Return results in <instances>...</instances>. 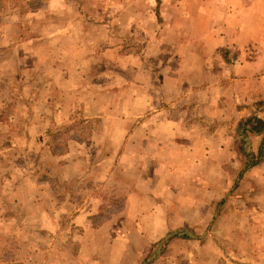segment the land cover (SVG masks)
Listing matches in <instances>:
<instances>
[{"label": "rangeland", "instance_id": "obj_1", "mask_svg": "<svg viewBox=\"0 0 264 264\" xmlns=\"http://www.w3.org/2000/svg\"><path fill=\"white\" fill-rule=\"evenodd\" d=\"M182 4L195 10L199 0ZM171 5L180 3L0 0V264H85L76 256L83 231L72 222L77 210L94 213L95 228L126 219L122 187L134 177L127 168L139 144L128 142L120 163L126 175L108 174L110 159L118 136L148 113L134 111L133 99L149 86L153 40L172 37L163 27L164 15L173 20ZM232 139L222 147L237 157L205 159L204 173L182 176L186 204L172 205L173 217L187 214L189 222H172L173 236L159 250L163 237L136 253L135 264H193L202 253L207 264H244L238 260L245 257L264 264V155L254 139L259 160L246 169L245 144ZM175 237L183 247L169 248ZM182 248L187 260L175 256Z\"/></svg>", "mask_w": 264, "mask_h": 264}, {"label": "crops", "instance_id": "obj_2", "mask_svg": "<svg viewBox=\"0 0 264 264\" xmlns=\"http://www.w3.org/2000/svg\"><path fill=\"white\" fill-rule=\"evenodd\" d=\"M173 1L180 3L170 7L173 20L163 19L172 37L153 40L155 67H150L149 86L133 99L134 111L148 113L133 120L132 133L118 136L117 153L107 158L112 160L108 174L118 171L124 176L128 169L134 176L122 187L121 214L126 210V219L119 224L109 219L95 228L90 220L94 213L83 209L72 220L83 228L76 256L88 264H135L136 253L150 251L158 238L173 236L168 234L172 222H189L187 214L173 217L172 205L186 204L178 190L186 188L181 185L183 175L204 173L205 159L237 157L235 148L231 152L222 147L232 138L244 142L248 156H254V139L264 142V129L258 133L246 124L254 117L264 122V5L254 0H199L194 10L182 4L184 0L163 3ZM130 140L140 147L132 154L131 170L121 165ZM211 167L219 172L215 168L220 164ZM96 244L100 251L93 253ZM174 244L183 247L176 237L169 248ZM183 252L174 250L187 260L188 252ZM198 258L202 261L193 264L206 263L203 253ZM238 261L251 262L246 257ZM165 264L178 263L166 258Z\"/></svg>", "mask_w": 264, "mask_h": 264}, {"label": "trees", "instance_id": "obj_3", "mask_svg": "<svg viewBox=\"0 0 264 264\" xmlns=\"http://www.w3.org/2000/svg\"><path fill=\"white\" fill-rule=\"evenodd\" d=\"M22 1L25 5H29V4L34 5L35 1L40 2V0H21V2ZM246 124L248 126H250L252 130H254L258 133L264 129V122L258 118H255V117L254 118H248ZM263 139H264V136H263ZM263 145H264V142H261L259 149H258V157H262V155H263ZM241 152H242V157L245 159L244 163H245L246 169H248L252 166H255L257 164L259 158L254 159L253 156H248L243 151L242 148H241ZM52 154L56 155L54 147H52Z\"/></svg>", "mask_w": 264, "mask_h": 264}, {"label": "water", "instance_id": "obj_4", "mask_svg": "<svg viewBox=\"0 0 264 264\" xmlns=\"http://www.w3.org/2000/svg\"><path fill=\"white\" fill-rule=\"evenodd\" d=\"M168 237H169V236H168ZM168 237L164 238V239L159 243V245H158V250L160 249L162 243H163Z\"/></svg>", "mask_w": 264, "mask_h": 264}]
</instances>
